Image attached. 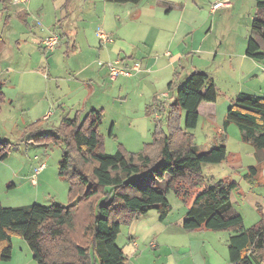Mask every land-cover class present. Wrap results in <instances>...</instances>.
<instances>
[{"label": "rangeland", "instance_id": "374dc122", "mask_svg": "<svg viewBox=\"0 0 264 264\" xmlns=\"http://www.w3.org/2000/svg\"><path fill=\"white\" fill-rule=\"evenodd\" d=\"M218 1L228 3L213 10ZM103 2L106 1L93 0L97 5L94 9L90 0H0V83L4 84L5 93L0 104V146L9 152L8 158L0 160L1 204L49 207L77 201L80 194L73 197L69 181L59 175L66 145L55 142V137H59L55 130L62 118L74 117L80 109L74 104L75 92L71 89L82 92L93 81L97 89L106 90L101 100L103 119L98 128L102 151L113 154L122 145L127 153H140L156 136L169 134L168 107L173 104L178 87L198 70L214 80L218 98L216 102H203L198 126L188 131L194 135L200 152L225 145L231 153L222 163L203 164L206 184L224 178L237 181L238 187L232 191L233 209L243 216L245 228L256 225L261 210L252 204V196H257L264 206V178L259 177L258 184L253 186L244 176L247 165L256 161L250 157L256 148L241 141L235 123L228 129L227 138L218 132L239 92L258 91L255 93L264 95V59L245 55L257 13L256 0H142L137 5L106 2L105 10ZM73 14H78L80 20H75L73 26L78 34L77 49H73L72 42L67 43L70 39L65 36L61 47L51 53L43 52L40 39L51 31L60 32L59 26L63 28ZM94 15L90 22L88 18ZM104 16L107 20L102 25L100 20ZM155 21L173 30L179 23V29L172 38L164 33L158 43L151 39L155 44H145L143 35L149 23ZM99 28L111 35L113 41L126 48L133 47V54L142 57L147 68L135 70L121 56L124 59L120 58V64L131 70L132 75L112 80L108 63L117 56L109 45L106 47L108 43L101 44L96 34ZM168 50L170 55L166 53ZM242 58L245 71H255L258 79L240 75ZM77 67L89 70L80 74ZM102 68H107L109 74L98 77L95 71ZM48 113V118H43ZM179 119L177 122L183 127V116ZM41 129L42 132L33 134ZM36 136L40 138L30 139ZM240 145L245 146L243 166L233 169L230 167L233 154L238 153ZM76 152V148L72 150V154ZM42 163L46 166L34 181L35 169ZM167 197L172 206V220L179 219L186 203L173 191ZM189 201L193 203V198ZM149 212L151 215L158 211ZM129 228V224L121 226L119 246L125 245ZM74 238L83 243L81 231ZM11 244V258L0 259V264H36L21 236L12 235Z\"/></svg>", "mask_w": 264, "mask_h": 264}, {"label": "trees", "instance_id": "16d2710c", "mask_svg": "<svg viewBox=\"0 0 264 264\" xmlns=\"http://www.w3.org/2000/svg\"><path fill=\"white\" fill-rule=\"evenodd\" d=\"M105 1L138 4L142 0ZM256 5L245 54L261 60L264 0H256ZM3 87L0 83V104L5 98ZM217 98L214 80L194 70L178 87L173 104L168 107L169 134L156 136L140 153H127L122 145L113 154L102 151L98 128L103 109L64 116L55 130L59 134L55 142L66 145L59 175L69 181L73 197L80 195L74 203L49 207H5L0 202V259L11 258V238L15 234L28 243L36 264H127L125 251L117 242L121 226L153 209L164 221L172 211L167 195L173 191L185 203L193 198L182 222L185 230L232 231L228 247L231 262L264 264V213L256 225L245 228L242 215L234 211L231 201L238 183L224 178L206 184L203 164L227 160L226 146L200 152L194 135L188 131L198 126L200 105L216 102ZM182 116L183 127L177 122ZM37 123L41 125L40 121ZM232 123L238 126L243 142L264 151V95L239 93L227 110L223 128ZM35 131L33 134L43 130ZM75 148L77 152L72 154ZM8 156L9 152L0 146V160ZM258 174L259 167L251 166L245 179L255 186L260 180ZM78 231L83 243L74 238Z\"/></svg>", "mask_w": 264, "mask_h": 264}, {"label": "crops", "instance_id": "0c3cea01", "mask_svg": "<svg viewBox=\"0 0 264 264\" xmlns=\"http://www.w3.org/2000/svg\"><path fill=\"white\" fill-rule=\"evenodd\" d=\"M90 2L92 3L93 0H90ZM92 5H93V8L96 9L97 5H95V3L94 4L92 3ZM102 5L105 6L104 10L105 8H108L106 7V2H103ZM95 17L96 15L92 16L91 18L89 17L88 19L91 22ZM78 18H79L78 14H73L71 19L67 23L64 24L63 28L59 26V28H61L62 31L59 30L60 32H57L55 30L58 34L60 33L61 35V43L59 47H61L64 41V37L68 36V38L70 39V42L67 41V43L70 44L72 42L73 49L75 50L77 49L76 44H75L76 42L75 36L77 37L78 34H77V31L73 29V26L75 25V22H76L75 20H77ZM105 18L106 17L104 16L100 20L102 25L104 21L107 20ZM157 24L159 23H156V21L155 23H149L148 25L149 28L146 29L147 33L143 35V38H144L143 42H145V44L147 43L148 45H151V44H155L156 42L158 43L163 38L164 33L166 37L169 36L170 38H172L177 33V29H179V23L174 30L167 29V27L164 24H160V25H157ZM42 39H40L39 41V46L41 44ZM151 39H155L154 41L155 43H152ZM120 43L121 42H116V41H113L112 39V41L108 42V44L106 45V47L109 45L108 47L113 53V55L117 56V59L114 58L115 59L114 61L120 60V58H123L121 56H124L126 60L128 59L126 61V64H128L129 67L131 66L133 67L136 63H139L142 66V68H147V67H144V64H145L144 59L142 57L138 58L137 55L133 54V51H134L133 47L126 48ZM122 48H125L126 50H122ZM68 51H70L69 46H68ZM123 52H125V54H123ZM167 52H169V55H170V51L168 50ZM76 53H79V52L76 51ZM245 55L244 57H246ZM177 57L178 59H181V57L179 56ZM242 59L243 60L241 61V66L243 70L240 69L239 71L240 75L246 77L247 79H250V78H254L255 80L258 79L257 76H259V74H257L255 71L253 72L245 71V69L243 68V62L245 58H242ZM130 60L133 61L132 64H130L129 62ZM172 61L174 62V60ZM77 70L80 72V74H83L85 72H88L89 68L83 67L81 69L80 67H77ZM107 71H108L107 68H102V69H99V71L97 72L95 71V73L98 74V77H101V76L103 77L104 75L109 74ZM95 73L91 76H94ZM70 89L71 88H69V90ZM70 91L75 92V98H73V101H74V104L76 106L78 105V107L80 108V109H77L78 111H83L84 113H87L88 111L92 109H101L103 106V103L101 100L106 90L97 89V86L94 85L93 81L90 83V88H87L85 90L83 89L82 92L77 88L71 89ZM255 92H258V91L247 92V93L260 95ZM93 98H96L97 100H93ZM209 104H212L215 106V104L213 103H209ZM202 105L203 103L200 105L198 109L200 116H201V108L203 107ZM48 115L49 113L47 115H44L43 118H48ZM231 125L232 124H230L227 127V129L219 127L218 132H220L221 134H224L225 138H227L229 136L228 129L231 127ZM239 133H240V130H239ZM240 139H241V133H240ZM243 143H246V142H243ZM244 147H245L244 145H240V149L238 153L236 152L235 154H233L232 164L230 165V167H232L233 169L241 168L243 166L242 150ZM227 151H228V148H227ZM230 154L231 153L228 152V157ZM228 157H227V160H228ZM250 157L253 160L255 158L257 162L255 161L254 163H250L251 165H247L248 172L251 166H258L259 167L258 176L264 178V152L263 151L258 152V150L255 149L251 153ZM229 180H232V179H229ZM252 197H253L252 204L255 205L257 209L261 210V212H264V206L260 204L259 198L255 196L254 194ZM231 201L233 204L232 193H231ZM191 204H192L191 201H188L186 203L187 208L185 212L183 213V215H180L179 219H175V220H172L173 211H171V213L167 216V218L164 221L160 220L159 212H157L156 214H151V215H150V212L143 214V215H136L135 218L131 222L128 223L130 230L127 235V240L125 242V245L121 246L123 247L125 254L127 256V259H128L127 264H236V263L231 262L229 258V249H228L229 240H230V237L234 235L232 231H214V230H206V229L187 231L183 228L182 222Z\"/></svg>", "mask_w": 264, "mask_h": 264}, {"label": "built area", "instance_id": "2783aa9c", "mask_svg": "<svg viewBox=\"0 0 264 264\" xmlns=\"http://www.w3.org/2000/svg\"><path fill=\"white\" fill-rule=\"evenodd\" d=\"M228 2H221L218 1L214 3L213 5V10H215L217 7H220L221 5H225ZM98 37L100 38L101 44L108 43L112 41V38L109 34L105 33L102 29H98L96 32ZM60 44V35L55 33L54 31H51V33L44 37L41 41L40 47L41 50L45 53H51L54 51ZM169 54V52H167ZM109 65V70H110V75L112 80H115L119 76H126L130 77L132 75L131 70L126 68L125 66L120 64L119 60H116L114 62L108 63ZM141 65L139 63H136L133 68L135 70H141ZM46 164L42 163L38 168L35 169V173L33 174V180L35 181L36 175H38L40 172H42L45 168Z\"/></svg>", "mask_w": 264, "mask_h": 264}]
</instances>
